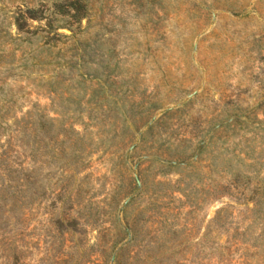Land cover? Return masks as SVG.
<instances>
[{"label":"rangeland","instance_id":"obj_1","mask_svg":"<svg viewBox=\"0 0 264 264\" xmlns=\"http://www.w3.org/2000/svg\"><path fill=\"white\" fill-rule=\"evenodd\" d=\"M1 156L35 195L0 264H264V208L223 189L264 179V0H0Z\"/></svg>","mask_w":264,"mask_h":264},{"label":"trees","instance_id":"obj_2","mask_svg":"<svg viewBox=\"0 0 264 264\" xmlns=\"http://www.w3.org/2000/svg\"><path fill=\"white\" fill-rule=\"evenodd\" d=\"M36 20H41L38 18L32 10H28V14L25 18V22L28 21H36ZM24 25V24H23ZM16 26H17V31L18 33H23L24 32V26L19 24V20H16ZM35 120H30L27 122L26 126H29V130L32 135H34V130H35ZM27 138V134L24 133L22 136V139ZM34 139L32 136L30 138H27L26 143L21 144L19 147L23 151H27V149L30 152V155L33 158V153L35 152L33 141H30L29 139ZM12 145L10 143L7 144L8 151L11 150ZM26 146V147H25ZM5 153V152H4ZM2 153V154H4ZM3 156L0 157V161H5L2 160ZM252 166V165H250ZM1 165L0 163V229L4 227V225L7 224L8 219L10 217L9 213L14 211L18 206L20 205H27L28 203H32L34 200V191L32 190V185H33V171L27 172L26 170L22 169L20 170L21 174H16L17 170L13 169V166L10 164H7L6 166ZM1 168L3 170H1ZM251 174L247 172H242L241 170H236L233 172L231 175L230 179L228 180L227 186L223 187L225 189V193H228L234 200V203L236 204H242V205H247L249 202L252 204L251 209H248L251 214L252 218L250 224L254 223L257 221V219L260 217L259 213L263 210L264 208V179H260L258 175H253L254 179ZM223 192V193H224ZM220 194L219 190L217 191V196ZM26 201H28L26 203ZM128 204H126L127 206ZM230 208V206L228 207ZM232 209V208H231ZM3 211V213H2ZM123 213V211H122ZM125 213V211H124ZM233 212L231 210L228 211L226 208H220L214 218L212 219V223L215 226L216 230L223 229L224 231H232L231 234L228 235V242L229 246L223 247V251L221 250L220 245L217 246V251H220V258L221 260L223 253L226 255H230L233 252H237V250H240V246L244 245L246 240H241L237 237L238 235H243L244 233L239 234L238 231V226L235 227H230L231 224L233 225ZM72 222H77V220L72 219L70 221ZM121 229L127 230V233L131 230H129V225L126 223L124 226L120 225ZM8 245L9 250L12 253V257L16 256V249L17 247L14 244V241H12L11 238H8ZM132 246V239H130L126 244H124V247L122 246L119 251H125L126 249L130 248ZM254 249L256 246H253ZM1 249V248H0ZM257 249V248H256ZM6 248H2V252H5ZM248 251L246 248L244 249V253ZM135 253L132 256L135 257ZM165 258V255H164ZM239 262L238 264H248L249 260L245 256V254H240L239 257ZM237 264V263H236Z\"/></svg>","mask_w":264,"mask_h":264}]
</instances>
